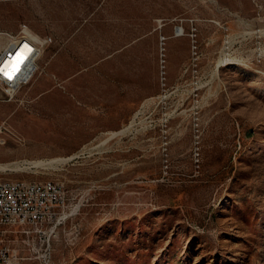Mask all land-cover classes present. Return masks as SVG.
Listing matches in <instances>:
<instances>
[{"label": "rangeland", "instance_id": "rangeland-1", "mask_svg": "<svg viewBox=\"0 0 264 264\" xmlns=\"http://www.w3.org/2000/svg\"><path fill=\"white\" fill-rule=\"evenodd\" d=\"M23 26L45 42L0 81V176L63 184L51 264H264V0H0ZM43 238L11 232V264Z\"/></svg>", "mask_w": 264, "mask_h": 264}, {"label": "built area", "instance_id": "built-area-1", "mask_svg": "<svg viewBox=\"0 0 264 264\" xmlns=\"http://www.w3.org/2000/svg\"><path fill=\"white\" fill-rule=\"evenodd\" d=\"M0 34L8 37L7 44L0 50V62L7 54L10 68L17 65L10 75L2 68L4 62L0 63V81L7 86V94L13 96L30 82L38 70L37 62L45 40L27 26H23L16 34L6 31ZM67 205L63 184L54 179L0 176V264H11L20 257L17 249L8 244L11 232L26 235L40 232L44 237L40 256L43 264H51V233L47 227Z\"/></svg>", "mask_w": 264, "mask_h": 264}, {"label": "bare ground", "instance_id": "bare-ground-1", "mask_svg": "<svg viewBox=\"0 0 264 264\" xmlns=\"http://www.w3.org/2000/svg\"><path fill=\"white\" fill-rule=\"evenodd\" d=\"M176 35H180V34H182V30H181V28H177L176 29V33H175ZM6 55L7 54H5L2 58H1V62H4L3 63V65H2V68H3V70L7 73V74H10V75H12V73H13V71L16 69V67H17V65H15V67L14 68H10V64H8V62H9V60L8 59H6ZM6 59V60H5ZM5 60V61H4ZM0 62V63H1ZM9 70H11V71H9ZM123 131V128L122 129H120V130H118V131H116V132H119V131ZM55 159V158H54ZM53 159V160H54ZM56 159H58V158H56ZM51 161H52V159H51ZM34 162V161H33ZM32 162V163H33ZM36 162H38V164H39V162H41V161H36ZM44 162V161H43ZM19 163V162H18ZM9 164H11V163H9ZM13 164V163H12ZM37 164V163H36ZM43 164V163H42ZM5 165V164H4ZM6 165H8V164H6ZM11 166V165H10Z\"/></svg>", "mask_w": 264, "mask_h": 264}]
</instances>
